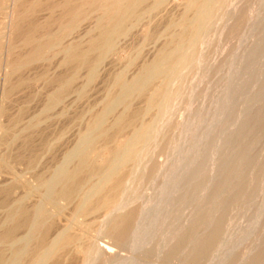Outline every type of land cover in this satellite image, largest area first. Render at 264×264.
I'll use <instances>...</instances> for the list:
<instances>
[{"label": "rangeland", "instance_id": "rangeland-1", "mask_svg": "<svg viewBox=\"0 0 264 264\" xmlns=\"http://www.w3.org/2000/svg\"><path fill=\"white\" fill-rule=\"evenodd\" d=\"M199 1L0 0V264H264V0Z\"/></svg>", "mask_w": 264, "mask_h": 264}, {"label": "bare ground", "instance_id": "bare-ground-1", "mask_svg": "<svg viewBox=\"0 0 264 264\" xmlns=\"http://www.w3.org/2000/svg\"><path fill=\"white\" fill-rule=\"evenodd\" d=\"M192 1V0H191ZM201 1V0H200ZM199 1V2H200ZM205 1V0H204ZM198 2V3H199ZM195 3V2H194ZM197 3V4H198ZM201 3V2H200ZM207 3V2H206ZM190 5H191V3H190ZM195 5V4H194ZM200 5V4H199ZM204 6H205V4H204ZM118 8V7H117ZM104 9H105V12H107V13H109L110 11H111V7L109 6V5H107V6H105L104 7ZM115 10V9H114ZM203 10V9H202ZM116 11V10H115ZM200 12V11H199ZM115 14H117L116 12H115ZM114 15V14H113ZM196 16V15H195ZM121 18V17H120ZM196 18V17H195ZM104 23V22H103ZM109 25H111V21H109V23H108V26ZM187 26V25H186ZM112 27H110L109 29H108V31H106L105 33H104V37L105 38H107V40H109L108 38L109 37H111V36H113L115 33H116V30L117 29H114V28H112ZM108 43H109V41H108ZM192 43V42H191ZM110 47V46H109ZM175 52V51H174ZM176 65V64H175ZM155 68V67H154ZM156 69V68H155ZM154 70V69H153ZM91 71V70H90ZM171 73V72H170ZM149 74H151V73H149ZM171 75V74H170ZM149 79V78H148ZM148 79H146V81L148 80ZM145 82V81H144ZM142 83V84H145V83ZM135 87V86H134ZM137 87V86H136ZM142 90V89H141ZM131 93V92H130ZM125 94V93H124ZM115 102V101H114ZM87 139V138H86ZM138 139H139V136L137 137V138H134L133 140H131L130 139V141H128L127 142V145H125L123 148H122V152H121V156L116 160V162H115V164L116 163H118V165L119 166H121V165H123L125 162H127V160L129 159V157L130 156H132L131 155V152H132V150H133V147L136 145V143H137V141H138ZM120 152V151H119ZM117 155V154H116ZM80 161H81V163H83V159H80ZM117 165V164H116ZM117 165V166H118ZM112 166V165H111ZM119 168V167H118ZM60 175L57 177L56 175H55V177L57 178V179H55V181L53 180L52 181V183H50L51 185H53V187L55 186V185H57L58 183H60V182H63L64 181V183H66L67 181H71L72 179H73V175L72 176H69V173H68V171L65 169V168H60ZM113 170H117V169H113ZM98 178V177H97ZM71 179V180H70ZM112 180V175H111V173H107V174H105V175H103L102 176V179H101V184L102 185H104V184H107L109 181H111ZM63 183V184H64ZM49 184V185H50ZM98 184V183H97ZM59 185V184H58ZM48 186V185H47ZM50 187V186H49ZM48 187V188H49ZM50 189V188H49ZM99 189H101V188H99V184L97 185V187H93L86 195H84V200H83V203H82V208H84L85 206H87L90 202H91V200L96 196V195H98L99 194V192H100V190ZM118 208V207H117ZM113 210V209H112ZM115 212V211H114ZM16 215V214H15ZM13 218H14V216H13ZM112 218V217H111ZM107 219V218H106ZM108 220V219H107ZM36 221V220H35ZM111 221V220H110ZM106 222H108V221H105V223ZM113 222H116V219H113L112 221H111V223H113ZM108 224H109V222H108ZM113 225H115V224H113ZM33 226V227H32ZM31 227L34 229L35 228V223L32 225ZM14 235V230L13 229H11V230H9L7 233H6V235H4L5 236V239L6 238H10V237H12ZM28 236V235H27ZM64 237H65V235L63 234V233H60L59 235H57L55 238H54V240H53V244H52V246H54V245H58V243H61V241H63L64 240ZM25 239H27V238H25ZM25 239H23V240H25ZM20 240H22L21 238H20ZM52 242V241H51ZM20 243V242H19ZM99 249V248H98ZM102 249V248H101ZM100 249V250H101ZM24 254V253H23ZM41 258V257H40ZM39 260L40 259H38V261L35 263V264H39L40 262H39ZM44 264V263H43Z\"/></svg>", "mask_w": 264, "mask_h": 264}]
</instances>
